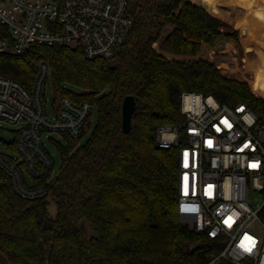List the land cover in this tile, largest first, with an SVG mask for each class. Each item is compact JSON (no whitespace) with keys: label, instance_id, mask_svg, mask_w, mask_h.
I'll return each mask as SVG.
<instances>
[{"label":"trees","instance_id":"trees-1","mask_svg":"<svg viewBox=\"0 0 264 264\" xmlns=\"http://www.w3.org/2000/svg\"><path fill=\"white\" fill-rule=\"evenodd\" d=\"M251 1L131 0L133 25L111 58L87 59L81 47L59 43L0 52V75L30 89L39 63L46 62L55 100H87L97 109L83 143L66 133L65 143L55 141L61 164L47 184L57 197L54 215L45 197L20 196L0 169V252L9 262L206 264L219 252L215 241L178 214L180 95L200 92L229 105L242 102L264 120V97L254 94L264 95V0ZM232 3L249 6L236 26L244 29L242 43L256 44L248 49L256 58L244 57V73L233 54L223 59L214 50L225 41L242 48L240 30L221 10ZM219 63L245 80L221 73ZM129 94L136 108L124 133L121 104ZM161 126L179 128L177 144L158 145Z\"/></svg>","mask_w":264,"mask_h":264},{"label":"built area","instance_id":"built-area-1","mask_svg":"<svg viewBox=\"0 0 264 264\" xmlns=\"http://www.w3.org/2000/svg\"><path fill=\"white\" fill-rule=\"evenodd\" d=\"M130 2L0 0V52L21 54L32 44L59 43L81 47L87 59L111 58L133 25ZM50 83L46 62L39 63L30 89L0 75V130L5 129L3 121L20 124L11 139L0 136V169L20 196L45 197L48 206L52 194L47 184L57 173L45 138L56 149L53 132L80 138L93 108L87 100H55L54 90L49 97ZM180 110V220L219 246L206 264H264V120L245 103L229 105L200 92L183 91ZM178 141L179 128H158L159 146Z\"/></svg>","mask_w":264,"mask_h":264},{"label":"rangeland","instance_id":"rangeland-1","mask_svg":"<svg viewBox=\"0 0 264 264\" xmlns=\"http://www.w3.org/2000/svg\"><path fill=\"white\" fill-rule=\"evenodd\" d=\"M251 2H254V1H251ZM232 5H234V8L240 12L245 11V9L239 7L235 3H233ZM224 10L229 15H232L233 18H237V19L240 18L239 13L236 12L231 7H225ZM245 12H247V9ZM239 34H241V32ZM241 45H242V48H239V47L237 48L236 46L232 48V47H229L230 45H229L228 41H225V43H223L222 47H217L214 50L216 52L218 51L220 53V55L224 56V57H222L223 59L224 58H230V57H232V54H233V56H234L233 60L234 59L237 60L239 62V64L243 62L241 57L244 55V53H246L247 56H250L251 59L256 58L253 50L249 53L250 55L248 54V50H247L248 46L249 47L256 46V44L254 42H251V41L248 42V44L245 47H244V44L241 43ZM234 48H236V50H237L236 54L233 53L235 50ZM223 52H225V53H223ZM221 64L220 63L217 64L218 68L221 70V73H223L229 77H233V78L238 79V77L240 76L239 72H232L229 68H227L226 70H222V68L220 67ZM45 93L49 97H51L53 95V87H52L51 83L49 85H47ZM96 121H97V109L95 106H93L92 111H91V116L89 118V125H85L84 133L80 137V139L78 141L79 143H83L89 137L91 131L93 130V128L96 124ZM3 124L5 125V129L0 130V136H2L3 138H6V139H11L14 135L12 130L17 129L20 126V124L18 122L13 123V122H9V121H3ZM51 136L53 137V139L58 140L61 143H65V139H64L62 133L53 132V134ZM45 142H46L45 145H46L47 150L51 153V155L55 161L54 171H55V173H58V171L60 169V164H61L60 156H59L57 149L53 143H49L46 138H45ZM56 200H57V197L55 195L49 196L50 205L48 206V204H46V209L50 215H54L56 212V202H55ZM0 264H14V263L9 262L5 258V256L0 252Z\"/></svg>","mask_w":264,"mask_h":264},{"label":"water","instance_id":"water-1","mask_svg":"<svg viewBox=\"0 0 264 264\" xmlns=\"http://www.w3.org/2000/svg\"><path fill=\"white\" fill-rule=\"evenodd\" d=\"M251 47H247V50ZM136 108V100L133 95H126L121 104V127L124 133H128L131 129V119ZM223 245V243H220Z\"/></svg>","mask_w":264,"mask_h":264},{"label":"crops","instance_id":"crops-1","mask_svg":"<svg viewBox=\"0 0 264 264\" xmlns=\"http://www.w3.org/2000/svg\"><path fill=\"white\" fill-rule=\"evenodd\" d=\"M252 1H254V0H252ZM251 3H253V2H251ZM257 3H260V1H258L257 0ZM233 4V3H232ZM232 4H227V5H224L222 8H221V10L226 14V15H228L230 18H232L234 21H235V27L236 28H238L239 30H240V32H241V34L243 35V31H244V29H243V27H237L236 26V20H237V18H233V16L232 15H229L228 13H226L225 12V10H224V8L225 7H231L232 9H234L236 12H238L239 13V15H240V17H245V16H247L248 14H247V12H245L246 11V9H248L249 8V6L248 5H245V6H239V7H241V8H243V9H245V11H238V10H236L235 8H234V5H232ZM240 34V36H239V38H240V42L242 43V41H241V35ZM228 43L230 44V46L229 47H235V44H234V42H232V41H228ZM242 44H244V43H242ZM248 43H246V44H244V47L247 45ZM255 46H253L252 48H254ZM235 50H236V48H234ZM249 54V53H248ZM250 55V54H249ZM247 57V59L248 60H251V58H250V56H247V54L246 53H244V55L241 57V59H242V61H243V59H244V57ZM239 68H240V71H241V73H244V72H246V70L247 69H245V65H244V63H243V65L241 66V63L239 64ZM245 77H246V75L245 74H242V75H240L239 77H238V79H240V80H245Z\"/></svg>","mask_w":264,"mask_h":264},{"label":"snow or ice","instance_id":"snow-or-ice-1","mask_svg":"<svg viewBox=\"0 0 264 264\" xmlns=\"http://www.w3.org/2000/svg\"><path fill=\"white\" fill-rule=\"evenodd\" d=\"M256 165H253V167H255ZM249 239H251V237H249ZM250 250V249H249Z\"/></svg>","mask_w":264,"mask_h":264}]
</instances>
